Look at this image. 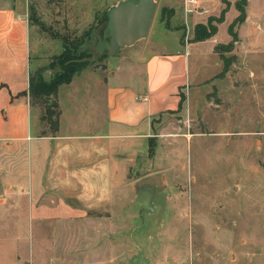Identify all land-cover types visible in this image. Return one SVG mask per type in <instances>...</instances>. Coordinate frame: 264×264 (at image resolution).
Masks as SVG:
<instances>
[{
	"label": "crops",
	"instance_id": "obj_1",
	"mask_svg": "<svg viewBox=\"0 0 264 264\" xmlns=\"http://www.w3.org/2000/svg\"><path fill=\"white\" fill-rule=\"evenodd\" d=\"M154 1L158 26L173 36L171 47L139 60L117 53L116 63L107 59L102 69L84 68L60 84L46 103L56 109L49 115L52 122L57 119L52 130L29 93L27 0H0V264H119L135 259L132 255L147 264L189 263L172 253L171 234L155 255L146 252L119 233L134 228L119 217L133 205L139 213L165 194L169 187L161 166L166 165L156 167L157 150L168 159L176 156L175 140L192 135L186 115L198 123L200 109H213L206 94L231 81L235 64L242 61L246 69L247 57L264 54L263 36L246 37L249 26L261 17L264 22V0H246L231 49L228 28L240 16V0H197L203 12L187 16L184 0ZM207 2L220 10L227 6L230 19L216 22L217 12L205 17ZM209 22L216 32L195 41L196 26ZM224 28L227 34L221 35ZM85 70L94 78L75 81ZM227 134L233 133H221ZM147 189L149 195L139 200Z\"/></svg>",
	"mask_w": 264,
	"mask_h": 264
},
{
	"label": "rangeland",
	"instance_id": "obj_2",
	"mask_svg": "<svg viewBox=\"0 0 264 264\" xmlns=\"http://www.w3.org/2000/svg\"><path fill=\"white\" fill-rule=\"evenodd\" d=\"M112 1L27 0L30 78L34 83H50L62 76L60 56L76 46H80L78 53L86 55L80 59L87 63L84 68L92 69H102L107 59L116 63L119 53L131 54L139 60L171 47L168 39L173 36L156 22L160 15L158 7L145 39L112 56L106 49L101 50V41L107 36V21L102 23L113 7ZM218 8L207 2L204 9L209 14L205 17L217 12L221 20L230 19L231 9ZM256 24L246 31V37L251 36L247 41L263 36V44L259 45L264 51L262 17ZM220 33L227 34V29ZM241 64L244 65L242 61ZM242 65H234L232 79L226 86L212 93L208 88L206 96L212 101L213 109H200L198 123L196 116L186 115L184 125L192 135L189 140H175L177 147L172 155L176 156L168 159L163 157L164 150H157L156 167L166 165L161 166L169 187L165 194H157L153 204L139 213L133 205L119 217L122 221L130 219L134 224L131 232L119 233L126 238L130 236L152 255L162 248L163 242H168V234H171L172 253L179 252L188 264H264V54L261 58L247 57L246 69ZM95 74L104 75L102 71ZM88 77L94 78L85 70L75 81H86ZM45 100L49 102L51 96L32 101L47 117L56 109L47 106ZM192 100L189 95L188 112L193 108ZM225 131L233 134L221 135ZM149 193L148 189L143 190L139 200ZM171 223L175 228L169 230ZM147 234L151 235L150 240L146 239ZM132 257L136 258L125 257L119 264H147L140 256L138 260L137 256Z\"/></svg>",
	"mask_w": 264,
	"mask_h": 264
},
{
	"label": "water",
	"instance_id": "obj_3",
	"mask_svg": "<svg viewBox=\"0 0 264 264\" xmlns=\"http://www.w3.org/2000/svg\"><path fill=\"white\" fill-rule=\"evenodd\" d=\"M156 12L154 0H122L107 14L101 50L112 56L124 47H130L147 37ZM147 182V181H145ZM144 182V183H145Z\"/></svg>",
	"mask_w": 264,
	"mask_h": 264
},
{
	"label": "trees",
	"instance_id": "obj_4",
	"mask_svg": "<svg viewBox=\"0 0 264 264\" xmlns=\"http://www.w3.org/2000/svg\"><path fill=\"white\" fill-rule=\"evenodd\" d=\"M246 4V0H240L236 8L240 12V15L244 14V6ZM244 16V15H243ZM242 16V17H243ZM242 18H238L235 20L230 26H229V32L230 36L232 37V41L230 42L229 45L226 46L227 49H231L233 47L234 42L237 41V35L234 32V27L237 25L239 20ZM107 21L106 16L104 17L103 23ZM216 22H221V18H218L215 20ZM213 22V20H212ZM212 22H209L207 25H197L194 31V40L195 41H202L210 38L215 32L216 28L215 26L212 25ZM80 46L74 47L70 52L65 51L61 56L60 60L62 63V70L64 71L63 75L59 76L56 79H53L52 82L47 83V82H33L30 78V83H29V93L30 97L33 99H46L49 96L54 95L56 92V89L60 84L63 83H68L71 81L72 77L79 71H81L87 63L83 62V60H80L81 58H85V54L78 53ZM73 51V52H72ZM44 103H47L46 100ZM50 113H48V123L51 124V129L55 130L56 125H57V119H55L53 122L50 119Z\"/></svg>",
	"mask_w": 264,
	"mask_h": 264
},
{
	"label": "built area",
	"instance_id": "obj_5",
	"mask_svg": "<svg viewBox=\"0 0 264 264\" xmlns=\"http://www.w3.org/2000/svg\"><path fill=\"white\" fill-rule=\"evenodd\" d=\"M183 12L184 15H192L194 13H202L203 11L200 10V7L198 6L197 0H184L183 3Z\"/></svg>",
	"mask_w": 264,
	"mask_h": 264
}]
</instances>
